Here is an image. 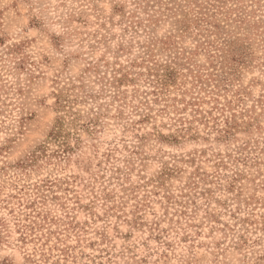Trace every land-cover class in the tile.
<instances>
[{"label": "rangeland", "instance_id": "1", "mask_svg": "<svg viewBox=\"0 0 264 264\" xmlns=\"http://www.w3.org/2000/svg\"><path fill=\"white\" fill-rule=\"evenodd\" d=\"M0 264H264V0H0Z\"/></svg>", "mask_w": 264, "mask_h": 264}, {"label": "trees", "instance_id": "2", "mask_svg": "<svg viewBox=\"0 0 264 264\" xmlns=\"http://www.w3.org/2000/svg\"><path fill=\"white\" fill-rule=\"evenodd\" d=\"M152 73H154L158 77L157 82L163 83L164 86L167 85L168 83L176 80V76L178 74L177 71L174 70V68H172L171 66H165L162 73H160L159 71H154ZM56 105H57V108L59 110L65 109V107H67V105H68V101L65 100V97L61 92H59L56 95ZM67 114H68V112H67ZM62 122H64V119L61 116H59L56 120L54 128L52 129V131L49 134V137H50L49 140H52V139L56 140L60 137V134H62V130H63V123ZM234 127L235 126L229 127L226 132L230 134L231 131L233 129H235ZM66 136H68V133H66L64 135V137H66ZM73 149H74L73 147L66 145L64 151L69 152V151H73ZM31 206L32 207L29 206L28 208L32 209L33 213H35L34 202L31 204ZM37 215L39 216L42 214L37 213ZM30 216L31 215H29V217ZM31 217L29 218V221L31 224L25 225V234H23L24 236L22 238L23 242H25V243L28 239L35 241V239L40 240L42 238V237L38 238V234L35 238H33V236L36 235L35 232L37 230V225L35 222L31 221ZM34 217H36V216H34ZM59 222L60 221L58 219H56L54 217L50 218L48 214L45 215V226H48L51 223L56 224ZM38 228H41V227H38ZM61 231H50V230H48V232H45V241L43 239H41V241H43L44 243L42 245H40L41 248L40 247L38 248L40 255L43 257L44 260H49L51 257H53L51 254V251L53 249H57L59 252L63 253L65 260L70 257L69 253L67 252V249H70V248L67 247L65 249L64 248L59 249L58 245H63L65 243V239H64V237H62V236H64V233H62L63 231L62 232ZM54 238H56V239H55V242L53 243L52 239H54ZM50 245H51V247L48 248V246H50ZM44 247H45V253H44V249H43Z\"/></svg>", "mask_w": 264, "mask_h": 264}]
</instances>
